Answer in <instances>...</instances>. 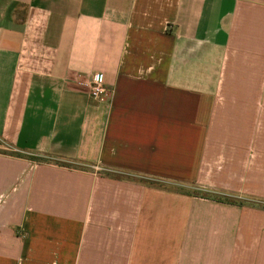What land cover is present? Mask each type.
<instances>
[{"label":"crops","instance_id":"obj_1","mask_svg":"<svg viewBox=\"0 0 264 264\" xmlns=\"http://www.w3.org/2000/svg\"><path fill=\"white\" fill-rule=\"evenodd\" d=\"M0 264H264V0H0Z\"/></svg>","mask_w":264,"mask_h":264},{"label":"built area","instance_id":"obj_2","mask_svg":"<svg viewBox=\"0 0 264 264\" xmlns=\"http://www.w3.org/2000/svg\"><path fill=\"white\" fill-rule=\"evenodd\" d=\"M109 93V89L105 83V76L103 73H96L93 78L91 87V97L94 99H103Z\"/></svg>","mask_w":264,"mask_h":264},{"label":"rangeland","instance_id":"obj_3","mask_svg":"<svg viewBox=\"0 0 264 264\" xmlns=\"http://www.w3.org/2000/svg\"><path fill=\"white\" fill-rule=\"evenodd\" d=\"M189 188H192V187H187V189H189ZM193 189V188H192Z\"/></svg>","mask_w":264,"mask_h":264},{"label":"trees","instance_id":"obj_4","mask_svg":"<svg viewBox=\"0 0 264 264\" xmlns=\"http://www.w3.org/2000/svg\"><path fill=\"white\" fill-rule=\"evenodd\" d=\"M214 197H216V196H214ZM217 198V197H216ZM220 198V197H219ZM221 199V198H220Z\"/></svg>","mask_w":264,"mask_h":264}]
</instances>
